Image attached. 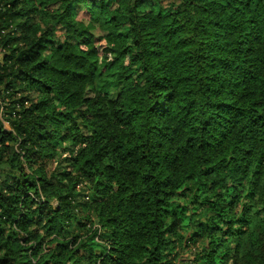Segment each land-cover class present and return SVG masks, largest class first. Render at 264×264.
I'll use <instances>...</instances> for the list:
<instances>
[{
    "label": "trees",
    "instance_id": "obj_1",
    "mask_svg": "<svg viewBox=\"0 0 264 264\" xmlns=\"http://www.w3.org/2000/svg\"><path fill=\"white\" fill-rule=\"evenodd\" d=\"M0 110V264H264V0H0Z\"/></svg>",
    "mask_w": 264,
    "mask_h": 264
},
{
    "label": "rangeland",
    "instance_id": "obj_2",
    "mask_svg": "<svg viewBox=\"0 0 264 264\" xmlns=\"http://www.w3.org/2000/svg\"><path fill=\"white\" fill-rule=\"evenodd\" d=\"M92 32L98 35L102 33V31L97 28L92 30ZM115 94H116V89H112L111 96H114ZM52 166L54 165L50 164V167ZM186 203H187V200H184L181 202L182 205H185ZM259 208H261V205H259L255 209H259ZM255 209L254 210L252 209L251 212L253 213ZM199 211H200V208L197 207L196 213H198ZM186 215H185L186 217L191 218V219H193L194 217L195 221L198 219L197 216L191 215L189 210H186ZM179 216H181V213L178 212L177 217ZM185 225H187L186 221L179 223L175 226L176 232L180 234L181 236L172 238L174 239V243L169 246V248L166 250V253H170L168 255H172L175 253V259H174L175 264H199L200 261H202L203 259L195 260L194 257H195V254L201 250V244L199 242H197L196 244L195 243L191 244L190 240L186 242V239L184 237L186 235V231L189 229L190 223H189V226H185Z\"/></svg>",
    "mask_w": 264,
    "mask_h": 264
},
{
    "label": "built area",
    "instance_id": "obj_3",
    "mask_svg": "<svg viewBox=\"0 0 264 264\" xmlns=\"http://www.w3.org/2000/svg\"><path fill=\"white\" fill-rule=\"evenodd\" d=\"M2 110V109H1ZM0 110V111H1ZM1 120H2V122H3V124L6 126L7 125V123L1 118Z\"/></svg>",
    "mask_w": 264,
    "mask_h": 264
}]
</instances>
